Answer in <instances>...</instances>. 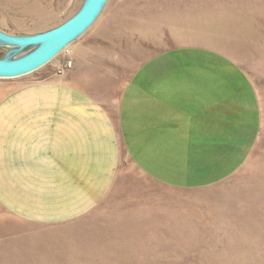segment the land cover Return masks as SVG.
I'll list each match as a JSON object with an SVG mask.
<instances>
[{
    "label": "crops",
    "instance_id": "1",
    "mask_svg": "<svg viewBox=\"0 0 264 264\" xmlns=\"http://www.w3.org/2000/svg\"><path fill=\"white\" fill-rule=\"evenodd\" d=\"M121 34L109 18L93 37L122 57ZM182 53L126 76L74 53L72 70L0 79V264H138L219 241L211 201L251 160L263 108L248 75L197 74L217 66Z\"/></svg>",
    "mask_w": 264,
    "mask_h": 264
},
{
    "label": "rangeland",
    "instance_id": "2",
    "mask_svg": "<svg viewBox=\"0 0 264 264\" xmlns=\"http://www.w3.org/2000/svg\"><path fill=\"white\" fill-rule=\"evenodd\" d=\"M85 2L0 0V40L28 38L58 28L74 17ZM257 6L264 9V0H107L94 23L50 63L32 74L2 81L19 82L47 71L56 74L63 68L72 70L76 65L74 53L79 54L88 74L93 69V73L102 76H126L134 73L136 64L141 65L152 56L167 52L173 56L172 53L182 51L185 59L194 55L210 59L217 66L216 70H206L207 73L197 70V74H232L235 67L239 73L248 75L251 86L258 92L264 114V18L256 10ZM109 18L120 24L123 42L113 43V47L122 48V57L119 53L116 57L106 56L110 52L104 48L112 46L111 43L93 37ZM223 22L243 32V40L218 41L216 32L220 28L226 31L219 26ZM252 22L259 33L250 30ZM248 31L251 32L249 37L244 35ZM205 47L214 50H199H206ZM32 51L31 48L0 46V61L19 59ZM180 59L184 66L190 64ZM69 62L71 66L66 67ZM227 184L226 193L217 196L216 201L212 200L214 196L208 197V193H204L202 199L204 204L212 200L211 205L218 207L214 215L218 221L227 223L215 228L220 234L210 237L219 241L188 243L183 250L172 249L169 259L138 260V264H264V123L251 160ZM124 262L132 264L129 260Z\"/></svg>",
    "mask_w": 264,
    "mask_h": 264
},
{
    "label": "water",
    "instance_id": "3",
    "mask_svg": "<svg viewBox=\"0 0 264 264\" xmlns=\"http://www.w3.org/2000/svg\"><path fill=\"white\" fill-rule=\"evenodd\" d=\"M106 2L86 0L79 12L58 28L37 36L9 40L14 47L33 51L19 59L0 61V79L20 78L46 66L94 23Z\"/></svg>",
    "mask_w": 264,
    "mask_h": 264
},
{
    "label": "bare ground",
    "instance_id": "4",
    "mask_svg": "<svg viewBox=\"0 0 264 264\" xmlns=\"http://www.w3.org/2000/svg\"><path fill=\"white\" fill-rule=\"evenodd\" d=\"M258 8L256 9L258 12H260L261 13V16L264 18V9L263 8H259V6H257ZM252 18V17H251ZM250 18V19H251ZM253 20V19H252ZM264 21V20H263ZM254 24H255V22L253 23H250V30H253V32L254 33H259V32H257V30H256V28H257V26H255V28H254ZM219 26H221V27H223L226 31H223L222 30V28H220V30H218V32H216V34L218 35V37H219V39H218V41H220V40H222V39H230V40H235V39H242L243 40V32H238V31H236V30H233V28H232V26H228V23H225L224 24V22L222 23V24H220ZM232 29V30H231ZM229 30V31H228ZM246 33V32H245ZM248 34H251V32H247V34H244V35H248ZM250 35H248V37H249ZM217 37V36H216ZM12 38V37H11ZM212 41V40H211ZM210 41V42H211ZM239 41V40H238ZM7 42V43H6ZM2 41V40H0V46L1 47H10V46H12V47H14V45L13 44H11L10 42H8V41ZM216 41H214V43H215ZM240 42V41H239ZM10 44V45H9ZM220 44V43H219ZM257 44V43H256ZM210 45H212V44H210ZM215 45V44H214ZM228 45V44H227ZM216 47H218V46H216ZM224 49V48H223Z\"/></svg>",
    "mask_w": 264,
    "mask_h": 264
},
{
    "label": "built area",
    "instance_id": "5",
    "mask_svg": "<svg viewBox=\"0 0 264 264\" xmlns=\"http://www.w3.org/2000/svg\"><path fill=\"white\" fill-rule=\"evenodd\" d=\"M70 66H71V62H69V63L66 65V67H70ZM66 67H65V68H66ZM63 70H64V68L61 69L60 72L63 71Z\"/></svg>",
    "mask_w": 264,
    "mask_h": 264
}]
</instances>
